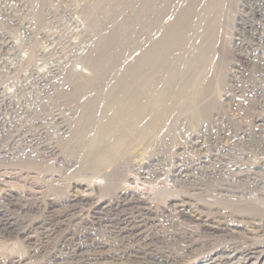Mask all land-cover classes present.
I'll list each match as a JSON object with an SVG mask.
<instances>
[{
    "label": "rangeland",
    "instance_id": "1",
    "mask_svg": "<svg viewBox=\"0 0 264 264\" xmlns=\"http://www.w3.org/2000/svg\"><path fill=\"white\" fill-rule=\"evenodd\" d=\"M0 264H264V0H0Z\"/></svg>",
    "mask_w": 264,
    "mask_h": 264
},
{
    "label": "bare ground",
    "instance_id": "2",
    "mask_svg": "<svg viewBox=\"0 0 264 264\" xmlns=\"http://www.w3.org/2000/svg\"><path fill=\"white\" fill-rule=\"evenodd\" d=\"M141 91L137 92L135 95L132 96V100H131L132 102L130 105L127 106L129 107V110L127 112H125V110L119 109L117 114V103H116V112L112 115V118L110 119L109 122V127L106 130V132L109 133L108 135L114 137L113 143L111 144L112 146L110 147L113 152L116 151V153H118V151H120L122 146L128 144L127 142L131 137L132 132L135 131L133 130L134 127L137 126L140 122H142L145 118L143 114L146 112L147 106H142V102L139 96V94H142ZM136 95H138L139 98H136L137 97ZM116 153L113 154L115 155Z\"/></svg>",
    "mask_w": 264,
    "mask_h": 264
}]
</instances>
